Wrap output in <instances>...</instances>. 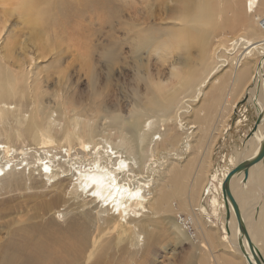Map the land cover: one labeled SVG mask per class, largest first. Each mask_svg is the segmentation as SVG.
Returning <instances> with one entry per match:
<instances>
[{
    "label": "rangeland",
    "instance_id": "obj_1",
    "mask_svg": "<svg viewBox=\"0 0 264 264\" xmlns=\"http://www.w3.org/2000/svg\"><path fill=\"white\" fill-rule=\"evenodd\" d=\"M183 1L33 0L42 17V24L33 28L19 10L18 4L22 0H0V67L10 78L15 92L14 99H9L3 88L0 91V145H5L8 140L7 146L16 150L14 164L17 171L24 170L25 164H17L27 157L20 153L39 150L31 134L26 132L33 133L32 125L26 129L23 124L24 121L30 123L34 112L42 119L41 123L46 117L50 118L48 121L53 128L46 135L53 146L45 151L62 159H66L64 151L71 149L70 146L71 155L79 152L77 140L85 139L76 135L70 145L64 141L63 133L65 129H72L69 124L75 119L103 132L93 139L97 144L96 151L108 148L105 141L107 134L114 133L108 128L114 115L119 114L126 121H130L131 114L145 111L154 117L162 115L168 95L178 84V77L188 71L200 73L201 69L196 48L188 52H168L171 47L168 29L177 30L183 25L177 21ZM220 22L221 15L217 10L208 19L200 21L201 29L210 32L208 47L213 49L215 60L225 59L221 55L224 48L219 44ZM231 35L229 40L235 38ZM228 67L219 71L208 96L210 100H218L220 107L206 111L207 118L200 120L199 129L194 125L192 112L183 118L182 128L177 127L179 134L185 131L181 134V142L188 141L189 146L187 152H181L182 159L177 166V171L182 170L186 176L181 185L184 205H180L179 199L173 203L176 220L173 221L187 232L189 240L182 239L171 228L168 213L148 209L142 220L144 227L141 226L147 231L148 246L145 248L143 241L140 245H131L127 239L129 233L116 229L110 232V227L102 224L108 216L101 209V203L75 193L71 173L48 182L35 166L24 170V183H10L0 188L3 189L0 193V264H5L2 263L4 257L8 264H27L24 258L17 260L11 255L15 253L7 252L4 247L12 242L19 243L30 228L44 230L53 219L60 226L70 220L77 221L84 226L87 235L75 255L59 251L46 264H215L213 255L219 256V253L208 255L209 262L206 261L208 256L198 250L204 239L196 233L198 230L190 223L189 216L194 217L193 211L198 205L202 206V218L212 221L219 237L224 236L221 185L234 168L232 157L243 148L245 137L258 117L255 105L248 102L245 95H240L239 86H235L234 73L223 74ZM156 84H160L161 90L155 89ZM248 85L249 90L253 88L251 82ZM235 95L238 96L233 98ZM202 98L192 105L194 109L199 107ZM230 100L235 101L234 112L226 119V126L221 128L213 143L211 138L217 121ZM2 106L10 111L8 119H5ZM42 110L45 116L38 114ZM211 117L213 120L207 125ZM165 147L170 148L167 145L160 147L159 158L155 159L157 162L154 160L152 167L162 163ZM261 183L258 179L257 185ZM242 190L247 191L246 182ZM251 192L258 194L254 199L255 217L264 201V189L259 193L251 189ZM54 200L57 203L51 204ZM58 213L65 214L63 220L57 219ZM240 260V264H245L244 258Z\"/></svg>",
    "mask_w": 264,
    "mask_h": 264
},
{
    "label": "bare ground",
    "instance_id": "obj_2",
    "mask_svg": "<svg viewBox=\"0 0 264 264\" xmlns=\"http://www.w3.org/2000/svg\"><path fill=\"white\" fill-rule=\"evenodd\" d=\"M18 5L19 10L26 16L33 28L42 24V17L33 0H22ZM216 10L222 20L221 25L219 23L221 29L219 44L224 48L221 54L225 57L223 61L213 58V49L210 50L208 47L210 46L208 39L210 32L201 29L200 25V21L208 19ZM177 21H181L183 25L177 30L168 29L167 38L169 47L171 46L168 52H172L171 50L188 52L196 48L201 58V69L200 73L188 71L184 76L178 77V84L168 95L161 116L154 117L151 112L145 111L135 115L131 114L130 121H126L121 115H114L108 126L114 133L107 134L105 141L108 150L98 148L96 151L97 144L93 142V139L103 132L75 119L69 124L72 125V129H65L64 141L70 145L72 139L77 138L76 135L86 140L76 139L79 152L71 155L72 146H70L71 149L64 151L66 155L63 156H66V159H62L52 155V152L45 151L53 146L46 135L53 128L51 122L48 121L50 118L46 117L41 123L42 119L38 118L34 112L30 123L24 121L23 124L26 129L32 125L33 133L28 130L26 132L31 134L39 150L32 151L30 154L20 153L19 155H27V157L17 164L20 166L25 164L24 170L37 166L39 175L45 177L48 182L58 180L62 174L68 176L71 173L70 178L74 180L75 193L84 194L93 202L101 203V209L108 216L102 224L110 227V232H115V229L126 231L129 233L127 239L131 245H140L139 242L143 241L146 243L145 248L148 246L147 231L145 228L141 229V226L144 227L142 220L146 217L148 209L153 212L163 210V214L168 213V224L171 228L182 239L189 240L187 232L178 226L173 218L175 214L173 203L179 199L180 205L182 207L184 205L182 199L184 188L182 189L181 185L186 176L183 175L182 170L177 171V166L182 159L180 154L183 153L181 152H187L189 146L188 141L181 142V134L185 131L179 134L177 127L182 128L183 118L188 112H192L194 125L199 129L200 120L207 118L206 111L218 108L220 104L218 100L215 98L210 100L208 96L212 93L214 80L219 76L222 67L229 66L223 74L234 73V84L236 87L239 86L240 95H245V99L247 98L248 102L255 105V114L260 118V123L253 129L254 123L245 137L241 151L235 152L236 156L232 157L234 168L254 158L264 140V35H262L264 33V0H185L181 4ZM256 31L261 34H256ZM230 35L235 38L229 40ZM229 48L231 51L228 50ZM234 60H236L235 63H233ZM3 72L4 70L0 67V91L3 88L6 97L14 99L15 92L11 80ZM210 81L212 83L208 85ZM250 82L253 88L249 90ZM154 87L156 90H161L160 84ZM201 97L203 98L199 107L194 109L195 106L192 105ZM234 100L224 105V112L221 113L217 128L211 138L213 143L220 135L221 128L226 126V119L234 112L236 105ZM2 111L5 112V119H8L9 109L2 106ZM38 114L45 116L43 110ZM212 120L211 117L207 125ZM9 143L6 140L5 145H0V188L10 183L25 182L24 170L15 169L14 153L16 150L7 146ZM166 145L170 148L165 147L166 150L163 151L161 157L162 163L158 167H152L151 165L155 164L154 160L159 158L158 150ZM170 162H172L171 165ZM133 165L136 167L134 168ZM158 171L159 174H157ZM258 179L262 181L261 185H257ZM245 182L247 191L242 190ZM224 183L225 181L221 185V193ZM228 185L240 212L241 226L235 218L230 201L225 200L223 195L224 206L221 207L225 212V217L221 220L223 237H219L212 221H205L202 218L204 209L198 205L193 211L195 212L194 217L189 216L190 223L193 224L195 230H198L196 233L204 239V243H199L198 250L204 256L219 253V256L213 255L215 264H240L241 258H244L245 264H257L256 258L260 264H264V217H262L264 201L254 217V199L258 194L251 192V189L257 193L264 189V158L248 167L247 176L243 171L232 175ZM2 190L0 189V193ZM56 203L55 200L51 201V204ZM227 211L229 212L228 219H226ZM108 213H111V216ZM64 216V213H58L57 219L63 220ZM239 227L243 229V232ZM83 229L84 226L78 224L77 221L70 220L65 226H60L53 219L44 230L30 228L27 235L21 236L19 243H9L4 250L15 253L11 255L17 260L24 258L27 264H46L51 258L54 259L59 251L63 254L75 255L86 239L87 233ZM217 249H221L222 253ZM206 261L209 262V256ZM2 263L8 264L6 257Z\"/></svg>",
    "mask_w": 264,
    "mask_h": 264
},
{
    "label": "water",
    "instance_id": "obj_3",
    "mask_svg": "<svg viewBox=\"0 0 264 264\" xmlns=\"http://www.w3.org/2000/svg\"><path fill=\"white\" fill-rule=\"evenodd\" d=\"M260 123V118L257 117L256 121H255V126L253 129H255L256 125H258ZM264 158V140L263 142L261 143V146H260V149H259V152L258 154L252 158L251 160H249L248 162H244L242 164H238L227 176L226 180H225V183L223 184L222 186V195L224 197L225 200H229L230 203H231V206L233 208V212H234V215H235V218L237 220V222L239 223V226H241L240 224V221H241V218H240V212H239V209H238V206L236 204V202L234 201L231 193H230V190H229V185H228V181L229 179L231 178L232 175L234 174H237L239 173L240 171H243L244 175L247 176V173H248V167L254 163H257L259 162L261 159ZM229 218V212L227 211L226 212V219ZM240 228V227H239ZM240 230L243 232V229L240 228ZM241 242V241H239ZM250 246H251V243H249ZM256 262L257 264H260L258 259L256 258Z\"/></svg>",
    "mask_w": 264,
    "mask_h": 264
}]
</instances>
